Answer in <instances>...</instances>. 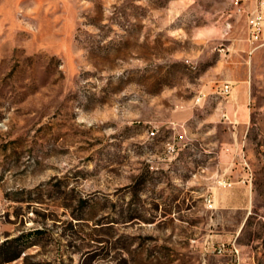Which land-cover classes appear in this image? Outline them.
<instances>
[{
	"label": "rangeland",
	"instance_id": "374dc122",
	"mask_svg": "<svg viewBox=\"0 0 264 264\" xmlns=\"http://www.w3.org/2000/svg\"><path fill=\"white\" fill-rule=\"evenodd\" d=\"M6 240L0 264H264V41L246 17L0 0Z\"/></svg>",
	"mask_w": 264,
	"mask_h": 264
},
{
	"label": "built area",
	"instance_id": "2783aa9c",
	"mask_svg": "<svg viewBox=\"0 0 264 264\" xmlns=\"http://www.w3.org/2000/svg\"><path fill=\"white\" fill-rule=\"evenodd\" d=\"M235 12L239 16L246 17L248 39L250 42L255 43L261 41L262 33L264 30V0H257L256 6L251 8L246 0H228ZM233 90V83L231 81H225L221 84L219 92H222L223 96H228ZM202 99L198 96V102ZM151 135H155V131L151 130ZM170 149H173L171 147ZM209 207H213V203L209 204Z\"/></svg>",
	"mask_w": 264,
	"mask_h": 264
},
{
	"label": "crops",
	"instance_id": "0c3cea01",
	"mask_svg": "<svg viewBox=\"0 0 264 264\" xmlns=\"http://www.w3.org/2000/svg\"><path fill=\"white\" fill-rule=\"evenodd\" d=\"M246 2L248 3V5L251 8H254L256 6L257 0H246ZM261 41H264V30H263V33H262ZM237 88L243 91L245 89V85L244 84L239 85V86H237ZM241 102H244V98L241 99ZM238 113H240L241 117L243 119H245V117H246V109H245V105L244 104L239 106L238 111L236 112V115ZM227 116L230 118L229 115H227Z\"/></svg>",
	"mask_w": 264,
	"mask_h": 264
},
{
	"label": "trees",
	"instance_id": "16d2710c",
	"mask_svg": "<svg viewBox=\"0 0 264 264\" xmlns=\"http://www.w3.org/2000/svg\"><path fill=\"white\" fill-rule=\"evenodd\" d=\"M10 242L8 241V240H6V241H4L1 245H0V251L1 250H3V249H5L7 246H8V244H9ZM21 255V252H20V250L18 251H12L11 252V255L10 256H5L3 259H2V261H9V260H12V259H15V258H18L19 256Z\"/></svg>",
	"mask_w": 264,
	"mask_h": 264
}]
</instances>
